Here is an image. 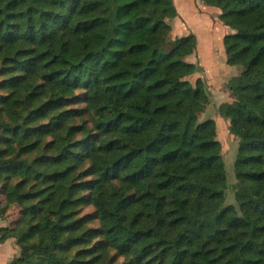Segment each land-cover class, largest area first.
I'll return each instance as SVG.
<instances>
[{
	"label": "trees",
	"instance_id": "trees-1",
	"mask_svg": "<svg viewBox=\"0 0 264 264\" xmlns=\"http://www.w3.org/2000/svg\"><path fill=\"white\" fill-rule=\"evenodd\" d=\"M203 1L241 67L219 106L239 139L231 204L173 0H0L8 264H264V0Z\"/></svg>",
	"mask_w": 264,
	"mask_h": 264
},
{
	"label": "rangeland",
	"instance_id": "rangeland-1",
	"mask_svg": "<svg viewBox=\"0 0 264 264\" xmlns=\"http://www.w3.org/2000/svg\"><path fill=\"white\" fill-rule=\"evenodd\" d=\"M191 0H183L181 5L182 16L172 19V37H181L194 34L197 38V49L187 59L196 63L199 69L196 74L190 77L195 82L201 77L208 86L210 102L205 111L200 115L201 120L213 118L218 128V138L222 143V155L226 162L228 185L226 188V203H236L235 200V159L238 150L239 139L230 132L229 121L219 112V106L233 97L228 89V82L232 76L238 73L240 66H231L226 63L224 37L232 32L229 26L225 25L219 14L212 8L198 6L191 10ZM194 9L195 12H194ZM86 212L92 211L87 208ZM11 214L5 218L6 221L0 224H9L14 219L17 209H11ZM4 219V218H3ZM3 226V225H2ZM3 246L4 245H1ZM6 247V246H5ZM15 240H11L10 249H16ZM18 248V247H17ZM9 249V250H10ZM7 251L4 252L5 255Z\"/></svg>",
	"mask_w": 264,
	"mask_h": 264
},
{
	"label": "crops",
	"instance_id": "crops-1",
	"mask_svg": "<svg viewBox=\"0 0 264 264\" xmlns=\"http://www.w3.org/2000/svg\"><path fill=\"white\" fill-rule=\"evenodd\" d=\"M173 1H174L175 6H176V8L178 10V14H179L178 17L180 18V16H182V13H181V10H180L181 8L180 7H181V5H184L183 0H173ZM191 1H192L191 2V10L193 8H196L197 9L198 6H202L204 8H208V9L209 8H212V9H214V11L216 13H218V14L220 13V10L217 7L208 6V5H206L204 3L203 0H191ZM196 9H194V12H195ZM4 221H6L5 218L4 219L3 218H0V222H4ZM2 225L4 226V225H8V224H0V226H2ZM11 240H15V239L14 238H10V239L6 240L5 242H1L0 241V244L1 245H4V247L3 246H0V264H8V263H10V261L14 258V256L16 254H18V252H19V250L17 248V245L15 247L16 249H10ZM5 251H7V253L5 255H2V254H4Z\"/></svg>",
	"mask_w": 264,
	"mask_h": 264
}]
</instances>
